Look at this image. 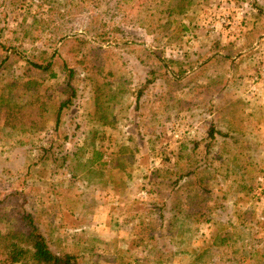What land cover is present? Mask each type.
<instances>
[{
  "label": "rangeland",
  "instance_id": "rangeland-1",
  "mask_svg": "<svg viewBox=\"0 0 264 264\" xmlns=\"http://www.w3.org/2000/svg\"><path fill=\"white\" fill-rule=\"evenodd\" d=\"M0 44V234L23 208L76 264H264V0H0Z\"/></svg>",
  "mask_w": 264,
  "mask_h": 264
},
{
  "label": "trees",
  "instance_id": "trees-1",
  "mask_svg": "<svg viewBox=\"0 0 264 264\" xmlns=\"http://www.w3.org/2000/svg\"><path fill=\"white\" fill-rule=\"evenodd\" d=\"M0 48L5 51V54H7L10 49L1 44ZM11 51L18 54L16 50ZM51 67V61L41 58L28 60L26 69L28 71L32 70L36 74L50 72V77L55 78V74L51 73ZM174 76L176 77L177 75L173 74L171 79H174ZM95 88L99 92L97 93L98 98L101 99L103 96V89L97 84L95 85ZM32 100L33 103L22 104L11 109L6 107V115L8 117H14L16 114L21 115L29 106L35 111H38L39 109L42 111L44 101L40 94L33 96ZM33 119H35V117ZM32 126L35 128L38 127L37 120L34 121ZM214 133V130L210 131L211 138L214 136ZM229 137L234 139L237 138L238 140L241 139L240 137L235 138V136ZM95 154H99L100 158H104L101 153L94 152L93 155ZM18 213L19 214L14 218L16 222L14 230L6 234H0V264H19L22 261H28L30 264H76V258L73 255L68 253L57 254L51 250L47 239L36 226L31 214L23 208H20Z\"/></svg>",
  "mask_w": 264,
  "mask_h": 264
},
{
  "label": "crops",
  "instance_id": "crops-1",
  "mask_svg": "<svg viewBox=\"0 0 264 264\" xmlns=\"http://www.w3.org/2000/svg\"><path fill=\"white\" fill-rule=\"evenodd\" d=\"M254 26H255V25H254ZM254 26L252 25L251 28L248 27V32H249V31H252L254 34H257V32H254V31H255L254 29L257 30V29L260 28V27L255 26V28H254ZM259 47H260V45H259Z\"/></svg>",
  "mask_w": 264,
  "mask_h": 264
},
{
  "label": "built area",
  "instance_id": "built-area-1",
  "mask_svg": "<svg viewBox=\"0 0 264 264\" xmlns=\"http://www.w3.org/2000/svg\"><path fill=\"white\" fill-rule=\"evenodd\" d=\"M227 24H229V23H227ZM259 179V181H263V178L262 177H260V178H258Z\"/></svg>",
  "mask_w": 264,
  "mask_h": 264
}]
</instances>
